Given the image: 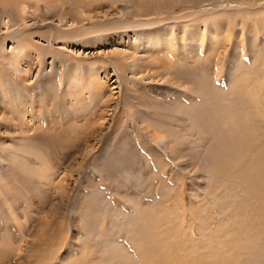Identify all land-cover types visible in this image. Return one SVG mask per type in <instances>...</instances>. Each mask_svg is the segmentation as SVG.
Here are the masks:
<instances>
[{
	"label": "rangeland",
	"instance_id": "1",
	"mask_svg": "<svg viewBox=\"0 0 264 264\" xmlns=\"http://www.w3.org/2000/svg\"><path fill=\"white\" fill-rule=\"evenodd\" d=\"M21 1L0 264H264V0Z\"/></svg>",
	"mask_w": 264,
	"mask_h": 264
},
{
	"label": "bare ground",
	"instance_id": "2",
	"mask_svg": "<svg viewBox=\"0 0 264 264\" xmlns=\"http://www.w3.org/2000/svg\"><path fill=\"white\" fill-rule=\"evenodd\" d=\"M126 1H128V3L130 2L131 4L133 3V0H126ZM140 1V0H139ZM190 1H192V0H190ZM19 2H21L22 3V1L21 0H0V8L3 10V11H6V7L8 6V5H10V4H18ZM125 2V1H124ZM194 2V1H193ZM136 3V2H135ZM31 4V3H30ZM88 3L86 2V1H84V0H75V6L77 7H80V8H82V7H84V5H87ZM139 4V3H138ZM156 4V3H155ZM194 4V3H193ZM28 4H26V6H27ZM73 5V4H72ZM158 5V4H157ZM26 6H25V8H26ZM50 7L51 8H56V4L55 3H51V5H50ZM15 8V7H14ZM25 8H24V11H26L25 10ZM159 8V7H158ZM13 9V8H12ZM27 9V8H26ZM57 10H58V8H56ZM55 9V11H57ZM158 10V9H157ZM13 11V10H12ZM11 11V12H12ZM153 11V10H152ZM151 12V11H150ZM147 13H149V12H147ZM14 14V13H13ZM150 14V13H149ZM149 14H146L145 15V17L146 16H149ZM164 14V12L162 13V15ZM2 15V14H1ZM4 15H5V13H4ZM15 15V14H14ZM55 15H57V14H55ZM156 15V14H155ZM158 16H159V14H157ZM161 15V14H160ZM165 15V14H164ZM169 15V14H168ZM167 15V16H168ZM10 16H11V14H10ZM59 16V15H58ZM166 16V15H165ZM166 16V18L168 19L169 17H167ZM14 17V16H13ZM12 17V18H13ZM16 17H18V16H16ZM19 17H20V15H19ZM22 17V16H21ZM152 17V16H151ZM59 18L61 19V16H59ZM160 18H162V17H160ZM165 18V17H164ZM165 18V19H166ZM171 18V17H170ZM21 19V18H20ZM146 19V18H145ZM148 19V18H147ZM158 19V18H157ZM2 20V19H1ZM0 20V21H1ZM154 21H155V19H153ZM177 20V19H176ZM144 21V20H143ZM147 20H145V22H146ZM150 21V19L148 20V22ZM158 21V20H157ZM161 21V20H160ZM152 22V21H151ZM159 22V21H158ZM176 22V21H175ZM141 23V22H140ZM150 24V23H149ZM163 25V24H162ZM143 27V26H142ZM153 30V29H152ZM160 35V34H159ZM151 36V35H150ZM153 36V35H152ZM160 37V36H159ZM159 42H161L160 41V39L159 38H157V37H154V38H151L150 39V41L149 40H147V43H150V44H152V45H154V46H156V45H158V43ZM264 157V156H263ZM164 261H166V260H164ZM163 262V261H162ZM152 264H154V262H152Z\"/></svg>",
	"mask_w": 264,
	"mask_h": 264
}]
</instances>
